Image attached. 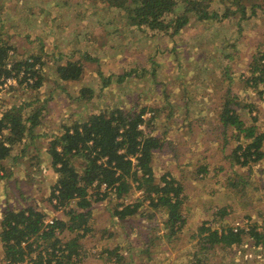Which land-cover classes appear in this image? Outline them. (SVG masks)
Wrapping results in <instances>:
<instances>
[{"label": "rangeland", "instance_id": "rangeland-1", "mask_svg": "<svg viewBox=\"0 0 264 264\" xmlns=\"http://www.w3.org/2000/svg\"><path fill=\"white\" fill-rule=\"evenodd\" d=\"M94 3L96 1L92 0H0V38L12 45L11 55L20 59L37 52L41 54L43 62L39 70L43 78L37 90L39 102L31 101L35 96L34 91L27 83H20L23 71L18 76L14 75V84L0 87L3 103L8 106L24 103V114L29 108L43 107L39 114L40 125L33 128V133L38 137L35 140L23 139L28 147L24 153L17 155L28 172L21 171L14 164L19 159L14 155L15 151H19L21 145H17L8 158L0 160V201L8 199L13 203L21 202V207L13 205L16 209L32 206L45 214L44 220L62 217L67 207H54L53 199H48L50 187L57 180L46 153L50 139L61 133L64 125L85 118L87 113L105 108L121 107L127 111L131 107L138 109L146 106L149 109L144 118L152 119L150 127L154 126V134L161 136L164 133L165 138L175 141L180 150L184 147L183 153L186 155L182 156L180 163L190 162L188 166L183 167L186 174L182 204L184 224L179 231L171 235L162 221L163 214L160 209L154 212L153 218H148L149 208L146 201L135 218L124 222L122 227H116V220L110 217L108 208L120 201L136 199L140 191L133 192L124 200L117 199L113 192L108 193L104 199L92 203L91 231L87 233V240H81L84 250L76 259L81 262L82 257L87 255L84 253L86 247L97 245L101 250L92 246L88 254L92 259H88L87 264L104 263V260L99 258L104 250V242L113 244L108 230L121 233V230L127 228L139 230L137 235L145 232L146 236L142 235L144 238L148 233L151 234L157 252L156 257L152 256L154 264H195L197 256H189L195 253L188 247L193 244L199 251L200 238L196 237V228L205 223L207 226L214 224L208 222L211 214L216 206L224 202H237L234 213L237 218H234L233 222H239L248 229L261 224L257 227L258 230L264 229V157L247 168L240 167L234 161L231 165L227 158L215 156L212 157L213 163L209 167L214 169L216 166H225L226 169L217 174H207L205 177L210 181H200L204 177L199 176L197 179L195 176L199 175L195 173V169L203 154V150L197 151L195 148L205 149L206 146H212L211 142L201 141L204 133L210 130L204 120L212 122L209 118L202 117L203 105L211 103L212 100L217 101L216 97L211 96L210 68H215L217 77L225 64L235 77H238L241 71L246 73L252 55L258 48L264 50V12L258 9L253 17L243 23L242 33L238 35L234 31L237 27H229L225 19L207 22L202 25L203 29L200 24L187 25L174 36H170V30L138 32L134 26H126L125 14L98 11L103 5L96 6ZM261 6L264 8V4L261 3ZM92 12L96 14H90ZM232 53L233 59L220 64L222 56ZM67 57L83 60V74L77 80L61 81L55 85L52 80L54 67L57 61H64ZM131 69L136 71L131 72ZM122 75L124 78L120 81L118 78ZM34 79L35 77L29 78L27 82L32 83ZM106 81L110 84H106ZM239 85L243 84L239 82ZM83 87L90 88L93 94L97 95L78 100L80 89ZM217 89L219 91L220 86ZM249 89L250 95L246 90H235L240 92L242 97L248 95L249 102L254 101L261 105L260 117L255 125L264 130V105L258 99L257 90ZM28 102H32L30 106H26L25 103ZM152 108L155 109L151 110ZM244 119L247 121V116ZM216 126L220 130L219 125ZM213 137L219 139V131H215ZM209 140L212 141V138ZM191 142L198 144L188 146ZM221 143L220 140L217 149ZM232 144L233 141L225 147V153L229 152L227 150ZM262 149L264 152V141ZM213 152L214 147L208 154ZM164 155L169 158L173 154L165 152L161 156ZM156 162L161 161L158 159ZM164 164H157L155 170L158 174L165 170ZM235 174H242L248 179L247 195L234 193L227 186V178ZM22 177L32 186L29 187L28 182L20 184ZM32 187L34 195L43 198L42 202L37 203L34 197H31ZM104 189L103 185L100 192ZM0 209H3L2 204ZM232 218L233 214L230 216V219ZM214 226L220 228L218 222ZM192 234L195 237L190 241ZM137 240L134 238L131 241ZM127 243L123 241L124 246ZM44 245L46 244L41 245L39 249H42V256L46 257L49 251L44 252ZM132 254H136L134 246ZM123 256L126 259L128 254L123 253ZM188 257L190 262H185ZM143 258L146 264V256ZM141 261L144 264L142 259ZM0 264H3V260H0ZM21 264L29 263L26 261Z\"/></svg>", "mask_w": 264, "mask_h": 264}, {"label": "trees", "instance_id": "trees-1", "mask_svg": "<svg viewBox=\"0 0 264 264\" xmlns=\"http://www.w3.org/2000/svg\"><path fill=\"white\" fill-rule=\"evenodd\" d=\"M92 1H96L94 3L96 6L103 5L98 11L125 14L126 26H134L138 32L170 30V36H174L187 25L200 24L203 29L202 25L207 22L225 19L229 27H237L234 31L238 35L242 33L243 23L253 17L258 9L264 12L261 6L264 0ZM93 13L96 14L95 12L90 14ZM11 49L12 45L0 38V82L3 77L18 76L23 71L20 83H27L35 93L31 101L39 102L37 90L43 79L39 71L43 64L41 54L35 52L18 59L11 55ZM233 57V53L222 56L220 64ZM54 68L52 80L58 85L61 81L79 79L84 71V63L82 59L67 57L64 61H57ZM214 69L210 68L211 96L216 97L217 101L212 100L211 103L204 104L202 110L204 114L202 117L212 120V122L204 120L210 130L203 136L207 143H212V146L202 149V157L199 158L195 169V173L199 174L195 175L197 179L199 176L205 177L209 172V161L214 154L208 152L212 147L218 155L227 158L231 165L234 161L240 167L249 168L264 157L262 149L264 130L255 125L260 117L261 105L247 100L251 94L249 88H252L257 90L258 99L264 105V50L258 48L248 63L246 73L241 71L238 77H235L226 64L218 77ZM134 71L136 70L131 69V72ZM34 77L32 83L27 82L29 78ZM123 78L124 75L118 79L121 81ZM110 82L112 83L111 80ZM239 82L243 85L240 86ZM107 83L110 84L106 81ZM219 86L220 90L217 91ZM238 88L241 91H248V95L240 96V92L235 90ZM95 95L97 94H93L90 88L83 87L80 89L78 100ZM30 103L32 102L25 104L30 106ZM23 104L5 105L0 96V160L8 158L17 145H22L14 154L18 159L17 155L24 153L28 147L23 139L35 138L33 128L40 125L39 114L43 107L29 108L30 110L24 114ZM148 109L142 106L138 109L131 107L126 111L121 107H115L90 112L85 118L64 125L62 132L50 139L46 153L57 180L50 187L48 199L49 201L55 199L54 207L59 205L67 208L64 209L62 217L54 218L52 223L46 224L44 228L45 214L32 206L5 209L0 219L2 249L0 260L11 263L27 261L29 264H78L79 260L76 258L84 250L81 240L91 231L92 203L104 199L112 192L117 199L124 200L133 192L140 191L136 199L120 201L108 208L110 217L116 220L115 225L123 226L124 222L131 221L148 201L146 205L149 208L147 213L149 219L160 209L163 214L162 221L165 228L170 230V234L179 231L184 224L182 204L185 197L186 174L183 167L188 166L190 162L180 163L182 156L186 155L183 153L184 147L180 150L175 141L165 138L164 133L161 136L154 134V126L150 127L152 119L144 118ZM245 116L248 122L244 119ZM215 124L219 125L220 130ZM140 126H144L145 129ZM262 126L264 128V122ZM215 131H219V139L213 137ZM211 138L212 141L209 140ZM220 140L222 143L217 149ZM231 141L232 147L225 153V147ZM192 144L198 143L191 142L188 146ZM195 149L199 151L198 148ZM165 152H171L173 155L169 158L161 156ZM158 159L165 163V167L177 165L179 173L173 175L169 170H165L158 174L155 170L157 164L161 163L156 162ZM214 169L224 171L226 167L216 166ZM227 179V186L234 193L247 195L246 188L249 182L242 174H235ZM103 185L105 189L100 192ZM229 205L216 206L213 216L222 219L230 214L232 207ZM204 230L208 232L203 243L210 246L239 244L242 238L248 235L254 241V245H261L264 248V229L258 230L252 226L247 230L245 227H238L234 231L233 224H230L220 230L210 226L204 227ZM68 235L72 236L66 238ZM153 242L154 239L149 237L145 245V255H148L149 260H152L156 253L153 251ZM203 243L201 242L202 247H205ZM43 244H46L44 252L49 251L46 257L42 256V249H39Z\"/></svg>", "mask_w": 264, "mask_h": 264}, {"label": "crops", "instance_id": "crops-1", "mask_svg": "<svg viewBox=\"0 0 264 264\" xmlns=\"http://www.w3.org/2000/svg\"><path fill=\"white\" fill-rule=\"evenodd\" d=\"M37 137H38V135L35 134L34 140ZM201 141L207 142V140H205L204 137H202ZM21 147H22V145H21ZM199 150L202 151V149H199ZM213 154H214V157L220 156L216 153L215 149H214ZM207 160L209 161L210 158ZM212 160L209 161L210 164L213 163ZM17 161L18 162L14 163V164L17 165L18 169H21V171H23L25 173L28 172L27 167L20 162V158ZM164 168H165V170H169L173 175H177L179 173V169H178L177 165L173 164L170 166H166ZM165 170H163V171H165ZM208 171H209L208 174L219 173L218 170H215V169L210 168V167H208ZM22 178L23 179H22V181H20V184L23 182L24 183L28 182L24 177H22ZM204 180H208V178L204 177V179H201L200 181H204ZM208 181H210V180H208ZM28 186L30 187V186H32V184H29V182H28ZM33 190H34V188L32 187L31 197H34V199L37 203L42 202L41 200L43 198L35 196L33 193ZM0 202H1L0 204L3 205V209L2 210L0 209V219H1V216L3 214V211H5V209H7V207H13V205H17L19 207L22 206L21 202L13 203V201H10L8 199L5 201L4 200L0 201ZM227 204H229V203L224 202V203L219 204L218 206H224ZM229 206L232 207L230 214L225 215L222 219L214 217L213 216L214 211H213V213L211 214V218L208 222H214V224L216 222H218L220 224V228L215 227L213 223L210 226L211 228L220 230L222 227L224 228V227L230 225L233 222L234 218H237V216L234 214L236 212L235 209L237 206V202H234V203L230 204ZM232 214H233V218L230 219V216ZM260 225L261 224H259L257 227H260ZM206 226L207 225L205 223V225L201 224V226L198 229L196 228V230H198L196 237L200 238V240H199V243H200L199 251L196 250V246L193 244L188 247V248H190L191 251H193L195 253L193 255L190 254L189 256H192L194 258H195V256H197V258H198V259L196 258L197 263H195V264H264V248L261 245H258V246L254 245L253 244L254 241L248 235L244 236L239 244L234 243L231 246L230 245L229 246L223 245V244H214V245L210 246L208 243H203L205 235L208 232V230H204V227L206 228ZM116 227H122V226H116ZM138 232H139V230H131V229H127V228L121 230V233L119 231L114 232L113 230L109 229L108 235L113 239V244L111 242H108V241L104 242V246H103L104 250L101 251V257H99L100 259L104 260V263L101 262V263H95V264H115V263H119V262H120V264H129V263H131V264H137V263L142 264L143 262L141 261V259L144 261V264H145V260L143 258V256L146 253L145 252V249H146L145 245H146L148 238L152 237V236L150 233H148L147 237L144 238V236H146L145 232H143L144 234L140 233L141 235H137ZM142 235H144V236H142ZM193 237H195L194 234H192V236H190L189 240L192 239ZM246 237H247V239H245ZM134 238L138 239V240L136 242H132L131 240ZM84 239H86V240L88 239V234L84 237ZM144 239H147L146 242L143 241ZM104 240H106V239H104ZM123 241H125L126 243L128 242L126 246L123 245ZM201 242L204 244L205 247H202ZM153 244H154L153 251L156 252L155 242H153ZM92 246H96L99 250H101L97 245L87 246L86 251H84V253L86 252L87 255L86 256L82 255L84 257H82L81 262H79L78 264H87L88 259H92V258H90L91 255H88V254H90V249L92 248ZM112 246L115 247L114 250H113ZM133 246H134V249L136 250V254H132ZM1 251H2V249H1ZM1 251H0V256L2 255ZM248 251H251V252H248ZM123 253L128 254V257L126 259H124ZM156 255H157V252L154 254V257H156ZM145 256H146V264H153V262H155L154 260H149L147 255H145ZM90 261H92V260H90ZM185 262H190L189 257L185 260ZM185 264H190V263H185Z\"/></svg>", "mask_w": 264, "mask_h": 264}, {"label": "built area", "instance_id": "built-area-1", "mask_svg": "<svg viewBox=\"0 0 264 264\" xmlns=\"http://www.w3.org/2000/svg\"><path fill=\"white\" fill-rule=\"evenodd\" d=\"M23 73H21L22 75ZM15 78L16 76H8V77H3L1 78V82H0V87L1 88H4V87H7L8 85H11V84H14L15 83ZM53 203L56 204V201L55 199H53ZM53 219L52 218H46L45 220H43V228L45 227L46 224L48 223H52ZM238 227H243V225H241L239 222H234L233 223V230L236 231ZM246 230L248 229L247 227L245 228ZM0 245H1V242H0ZM3 264H21V263H11V262H8V261H4L3 260Z\"/></svg>", "mask_w": 264, "mask_h": 264}]
</instances>
